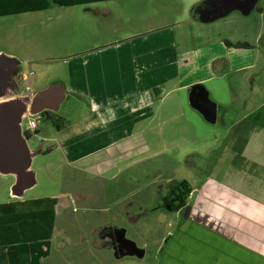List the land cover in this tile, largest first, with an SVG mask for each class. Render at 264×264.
I'll list each match as a JSON object with an SVG mask.
<instances>
[{
  "label": "rangeland",
  "instance_id": "rangeland-1",
  "mask_svg": "<svg viewBox=\"0 0 264 264\" xmlns=\"http://www.w3.org/2000/svg\"><path fill=\"white\" fill-rule=\"evenodd\" d=\"M205 1L114 0L0 17V52L22 63L21 73L28 78L22 80L20 90L25 92L29 85V95L53 82L68 85V61L81 46L102 44L95 51L119 52L125 58L123 63L133 55L145 61L146 54L158 53L160 67L173 58L167 72L180 73L167 88L158 89L160 101L152 119L136 120L129 137L110 134L105 139L112 141L108 147L77 163L67 158L63 140L55 132L64 115L76 122L86 117L90 110L85 102L69 96L59 112L42 118L38 132L29 128L32 117L25 118L24 133L38 154L32 164L36 186L22 199L69 193L77 201L63 212L61 218L66 221L58 230L64 232L52 241L47 264L58 262V258L61 264H160V254L167 257L164 264H187L198 252L199 236L193 230L198 221L197 203L202 218L218 215L213 195L212 205L198 201L200 184L210 178L206 172L216 167L215 171L222 170V177L226 171L239 176L251 171L250 182L264 178L263 167L255 168L239 156L246 139L236 136L234 155L224 151L232 138L231 126L264 99V57L258 41L264 37V13L258 12L264 0H259L249 16L236 11L208 24L194 15ZM248 64L255 67L242 70ZM219 69L225 74L223 78L215 77ZM197 84L204 85L218 105L215 124L207 122L189 103L190 88ZM121 137L122 142L116 141ZM99 160L107 162L101 169L103 177L88 170ZM230 177H226L228 182L233 179ZM184 181L195 189L188 202L193 216L187 230L185 214L168 207L171 188ZM14 182L13 176L0 175V202L17 200L11 197ZM110 227L125 230L126 238L146 251L145 257L117 259L107 249L83 245L84 241L89 245L95 240L103 243L102 235ZM59 242L64 247H59Z\"/></svg>",
  "mask_w": 264,
  "mask_h": 264
},
{
  "label": "crops",
  "instance_id": "crops-1",
  "mask_svg": "<svg viewBox=\"0 0 264 264\" xmlns=\"http://www.w3.org/2000/svg\"><path fill=\"white\" fill-rule=\"evenodd\" d=\"M198 8L194 11L197 19ZM72 25L71 23L70 26ZM74 27L76 28L74 31H77V27ZM79 36L80 34L78 38ZM259 40L260 51L264 57V37ZM78 42L79 40L76 46ZM101 47L102 44L79 47L73 54V59L68 61L69 84L53 82L65 86L68 92L66 99L71 96L78 102H85L90 110V113L85 114L86 117L80 118L77 122L69 115H64L61 117L64 122L56 125L55 133L63 140V150L67 158L74 161L73 163L93 158L97 152L108 147L112 141L106 142L105 139L110 134L129 137L135 128L136 120L142 122L152 119L160 101L158 89L167 88L180 77V73L167 72V67L174 62L173 58L160 67L158 53L150 52L145 55V61H138V57L133 55L128 63H123L125 58L122 59L119 52L115 54L105 50L95 51ZM21 66L22 63L20 69ZM217 66L219 65H216V68ZM254 67V64H248L242 67V70H251ZM215 74L216 78H223L225 75L222 69L217 70ZM27 78V75H23V81ZM209 79L211 78L204 81ZM173 90L174 88L171 91ZM29 92H32L31 87ZM35 94L30 96L33 97ZM40 116L42 117V114ZM133 120L134 122H131ZM244 122L246 124L242 127ZM231 131L230 144L224 151L232 155L237 143L236 136L243 137L247 143L241 148L239 156L255 168L263 167L264 172V99L260 103L257 101L241 120L231 126ZM35 132H38V129ZM84 136L86 138L82 139ZM122 137L116 141L122 142ZM123 140L127 141L125 138ZM106 163L99 160L96 165L93 163L88 166V170L100 176L103 174L102 167L107 166ZM247 167L251 169L249 165ZM215 169L216 167L206 172L210 178L208 182L200 184L198 201L201 199L210 201L207 203L212 205L210 195H213L218 215L214 219L202 218L200 204L197 203L195 208L199 210L198 221L193 230L197 231L199 236L198 252L197 256L189 257L186 263L264 264V178L260 176L253 179L251 182L256 183V186L252 187L253 183L248 178L251 171L241 176L226 171L225 177H222V170ZM228 176L233 178L231 182L227 181ZM194 192L195 189L192 190L188 202L192 200ZM22 198L0 202V264H47L52 241H57L59 234L64 232L62 228L58 230V226H63L66 221L61 217L70 208L69 203L74 205L77 201L72 200L69 193L29 200ZM68 199H71V202ZM191 209L187 203L184 209L177 212L184 213L188 219L186 230L187 223H190V217L193 216ZM93 244L89 245L87 241L83 243L84 246L88 245V248H104L109 250V254H115V250L108 244H105V247L104 243L97 240L93 241ZM171 244L173 249L175 242ZM58 245L64 247L63 242H59ZM164 258L167 259L165 254L162 256L160 254V264H164ZM57 260L58 262L55 261L54 264H61L62 260L59 258Z\"/></svg>",
  "mask_w": 264,
  "mask_h": 264
},
{
  "label": "water",
  "instance_id": "water-1",
  "mask_svg": "<svg viewBox=\"0 0 264 264\" xmlns=\"http://www.w3.org/2000/svg\"><path fill=\"white\" fill-rule=\"evenodd\" d=\"M257 3L258 0H206L205 6L197 11L199 20L208 24L236 11L249 16ZM20 65L16 58L0 54V175L14 177L11 197L17 199L24 197L27 191L36 186L32 164L38 153L29 145V139L23 132V122L28 115L38 116L45 111L57 113L68 94L65 86L54 83L33 97H18L21 86L17 79L21 73ZM189 103L207 122H217L218 105L210 99L204 85L197 84L190 88ZM114 234L119 244L114 247L116 258L145 257L146 251L128 240L125 230L116 229Z\"/></svg>",
  "mask_w": 264,
  "mask_h": 264
},
{
  "label": "trees",
  "instance_id": "trees-1",
  "mask_svg": "<svg viewBox=\"0 0 264 264\" xmlns=\"http://www.w3.org/2000/svg\"><path fill=\"white\" fill-rule=\"evenodd\" d=\"M114 0H0V17L37 13L51 10L55 7L68 8L76 6H88L90 4L108 2ZM53 112L45 111L42 118H51ZM64 122V119H62ZM27 138L28 135H26ZM192 193V186L188 182H180L170 190L168 207L174 212L184 209Z\"/></svg>",
  "mask_w": 264,
  "mask_h": 264
},
{
  "label": "flooded vegetation",
  "instance_id": "flooded-vegetation-1",
  "mask_svg": "<svg viewBox=\"0 0 264 264\" xmlns=\"http://www.w3.org/2000/svg\"><path fill=\"white\" fill-rule=\"evenodd\" d=\"M258 2H259V0H258ZM204 4V3H203ZM200 5V7H203V6H205V4L204 5ZM257 5H258V3H257ZM257 5H256V8H255V10L257 9ZM208 6V5H207ZM199 7V8H200ZM198 8V9H199ZM255 10H253V12L255 11ZM252 12V13H253ZM258 12H259V14L260 13H264V6H262V7H259L258 8ZM251 13V14H252ZM264 41V40H263ZM20 72H21V70H20ZM19 78V79H18ZM17 79L18 80H20V84H21V82H22V80H23V75H22V73H20V75H19V77H17ZM20 88H21V86H20ZM19 88V89H20ZM26 89V88H25ZM252 89H253V91H254V87H252ZM29 92H22L21 90H20V92H19V94H18V97H25V96H30L29 94H28ZM11 98H14V97H10V99ZM8 99V98H7ZM115 230L116 229H106V232H105V234L104 235H102V242L103 243H105V244H108L110 247H112L113 249H114V247H118L119 246V244H117V236L114 234L115 233ZM111 235H114L112 238H110V236ZM98 242H101L100 240H98ZM117 249V251L119 250V248H116Z\"/></svg>",
  "mask_w": 264,
  "mask_h": 264
},
{
  "label": "built area",
  "instance_id": "built-area-1",
  "mask_svg": "<svg viewBox=\"0 0 264 264\" xmlns=\"http://www.w3.org/2000/svg\"><path fill=\"white\" fill-rule=\"evenodd\" d=\"M29 91H30V87L26 86V92H29ZM27 117H32L30 119L29 128H30V130L35 132L38 129V126H39L40 121L42 120V117L40 115H38V116L28 115Z\"/></svg>",
  "mask_w": 264,
  "mask_h": 264
}]
</instances>
